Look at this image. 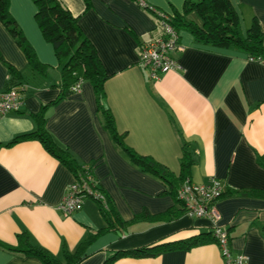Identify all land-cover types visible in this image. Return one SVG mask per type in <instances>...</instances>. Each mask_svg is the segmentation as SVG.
<instances>
[{
    "label": "crops",
    "instance_id": "0c3cea01",
    "mask_svg": "<svg viewBox=\"0 0 264 264\" xmlns=\"http://www.w3.org/2000/svg\"><path fill=\"white\" fill-rule=\"evenodd\" d=\"M87 1L91 4L87 10ZM79 17L85 36L96 48L107 74L106 106L124 142L179 174L182 144L188 143L195 163L191 182L212 178L223 185L216 202L220 219L212 222L182 214L170 221H135L144 212L164 214L176 206L164 195L163 183L133 165L105 128L93 86L84 83L48 110L47 129L80 164H91L118 213L132 222L129 232H108L97 205L87 204L70 216L59 211L75 176L35 139L10 143L36 131L32 115L60 94L61 69L55 50L43 37L32 0H11L10 14L41 63V75L0 22V92L14 82L3 60L22 74L23 105L0 118V264H43L35 256L13 251L26 233L34 246L63 257L89 239L80 264H104L114 253L161 240L177 241L216 227L226 229L233 256L246 264H264V64L234 48L201 44L179 31L184 50L176 55L179 69L150 79L140 64L143 44L160 36L155 15L132 0H62ZM168 15L182 14L184 0H146ZM242 34L256 19L263 33L264 0H230ZM195 19L194 15H190ZM133 33H131V31ZM116 264H224L216 243L170 251L154 258H123Z\"/></svg>",
    "mask_w": 264,
    "mask_h": 264
},
{
    "label": "trees",
    "instance_id": "16d2710c",
    "mask_svg": "<svg viewBox=\"0 0 264 264\" xmlns=\"http://www.w3.org/2000/svg\"><path fill=\"white\" fill-rule=\"evenodd\" d=\"M37 7L36 21L44 39L53 46L61 69L60 94L58 98L41 108V111L32 115L37 129L34 132L17 136L11 143L16 144L22 140L35 139L41 142L45 150L58 159L75 176V181L81 187V194L86 199L85 206L93 203L98 206L105 226L95 237L110 231L119 235L129 232L132 222L124 221L118 213L112 198L99 184L94 167L91 164H80L74 155L60 146L47 129L48 110L74 94L73 88L78 84L90 83L95 91L99 111L103 115L105 128L113 141L123 150L130 162L143 173L159 179L165 186L164 195H170L176 206L164 214L151 216L144 212L135 221L147 220L160 223L176 219L185 214V207L178 198V190L185 181L191 182V170L195 163L194 152L188 143L182 144V156L179 161L180 171L175 175L168 167L159 163L152 157L142 156L127 146L124 135L116 127L115 119L107 108L105 83L109 79L96 48L85 36L79 24V17L75 16L62 0H32ZM138 2L139 0H132ZM11 0H0V22L5 26L18 46L27 57L28 63L35 72L46 75L49 67L41 63L31 44L27 41L22 29L10 14ZM91 4L87 1V10ZM152 12L159 25L160 36L163 34L162 22H168L179 33L180 30L189 32L194 39L201 43L222 48H234L244 52L248 58L260 59L264 62L263 33L256 19L251 21L245 34H242L239 20L230 0H184L182 14L175 12L168 15L169 19L160 17L154 10ZM190 15L196 18L191 19ZM133 33L132 30H130ZM134 34V33H133ZM159 36V37H160ZM13 82L7 90L17 88L21 92L22 74L15 67L5 62ZM259 163L264 167V155L259 158ZM85 186L88 187L86 190ZM255 196H263L262 192H252ZM87 240L75 252L64 251L63 257L54 256L49 251L34 246L26 233L20 236L21 247L12 249L16 252L32 255L43 264H80L85 258V248L95 239ZM229 238V235H228ZM216 243L213 230L193 235L189 238L166 241L136 248L128 251L114 253L104 264H116L123 258H154L170 251L188 250L199 245Z\"/></svg>",
    "mask_w": 264,
    "mask_h": 264
},
{
    "label": "built area",
    "instance_id": "2783aa9c",
    "mask_svg": "<svg viewBox=\"0 0 264 264\" xmlns=\"http://www.w3.org/2000/svg\"><path fill=\"white\" fill-rule=\"evenodd\" d=\"M137 3L145 9L154 10L160 17L169 19L168 14L149 6L146 0H139ZM162 29V36L143 44L140 52V64L148 71L149 77L153 81H159L164 74L177 71L179 66L176 55L184 50L180 43L179 33L168 22H162ZM249 60L262 62L260 59L254 58H249ZM262 63L264 64V62ZM81 87V83L76 85L73 88L74 93L80 92ZM22 105L23 96L19 89L14 88L0 92V118L11 112L19 111ZM85 188L88 189L87 186ZM223 192L222 183L215 178L206 184L185 181L178 190V198L184 204L186 215L217 222L220 216L215 204ZM85 202L86 199L81 194L80 185L74 181L68 187L58 209L64 215L70 216L83 210ZM213 232L224 264H246L245 256L232 255L228 247L229 238L226 229L216 227Z\"/></svg>",
    "mask_w": 264,
    "mask_h": 264
},
{
    "label": "rangeland",
    "instance_id": "374dc122",
    "mask_svg": "<svg viewBox=\"0 0 264 264\" xmlns=\"http://www.w3.org/2000/svg\"><path fill=\"white\" fill-rule=\"evenodd\" d=\"M241 30V29H240Z\"/></svg>",
    "mask_w": 264,
    "mask_h": 264
}]
</instances>
